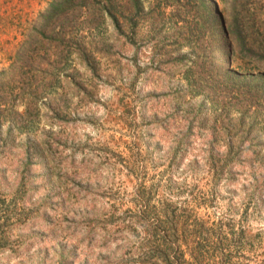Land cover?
<instances>
[{"label": "rangeland", "instance_id": "obj_1", "mask_svg": "<svg viewBox=\"0 0 264 264\" xmlns=\"http://www.w3.org/2000/svg\"><path fill=\"white\" fill-rule=\"evenodd\" d=\"M49 1L0 0V68ZM138 32L102 61L111 77L94 81L93 101L53 87L62 106H40L30 133L10 141L0 128V264H133L156 198L240 221L264 250V123L238 124V112L181 92L185 63L172 58L184 51L168 55ZM243 64L235 54V80L253 84ZM255 112L264 121V102Z\"/></svg>", "mask_w": 264, "mask_h": 264}, {"label": "trees", "instance_id": "obj_2", "mask_svg": "<svg viewBox=\"0 0 264 264\" xmlns=\"http://www.w3.org/2000/svg\"><path fill=\"white\" fill-rule=\"evenodd\" d=\"M142 28L143 43L168 55L184 51L172 58L185 63L181 92L202 94L209 112H238V124L264 123L255 112L264 102V0H50L0 68L4 140L30 133L40 106L53 113L62 106L52 100L53 87L62 98L70 86L80 101H93L94 81L111 77L102 61H115L117 41L124 35L135 44ZM235 54L244 61L241 73L256 82L235 80ZM153 202V234L128 256L133 264H264L263 248L253 245L259 233L240 221L235 228L226 215L209 220L184 200Z\"/></svg>", "mask_w": 264, "mask_h": 264}]
</instances>
